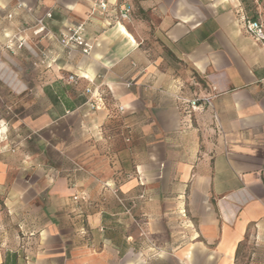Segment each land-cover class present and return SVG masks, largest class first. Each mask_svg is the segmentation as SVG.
<instances>
[{"label": "crops", "instance_id": "obj_1", "mask_svg": "<svg viewBox=\"0 0 264 264\" xmlns=\"http://www.w3.org/2000/svg\"><path fill=\"white\" fill-rule=\"evenodd\" d=\"M107 1L130 4L129 17L94 0H0L4 40H24L18 112L0 88V264H235L264 225V41L241 19L264 27V13ZM30 15L54 34L83 23L89 53L33 35ZM87 87L104 106L90 107ZM208 95L201 111L179 108Z\"/></svg>", "mask_w": 264, "mask_h": 264}, {"label": "built area", "instance_id": "obj_2", "mask_svg": "<svg viewBox=\"0 0 264 264\" xmlns=\"http://www.w3.org/2000/svg\"><path fill=\"white\" fill-rule=\"evenodd\" d=\"M94 8L98 9L100 14L106 15L107 17L120 20L126 19L129 17L131 12V5L130 4H120L116 8H111L108 4L107 0H94ZM242 21L244 22L245 29L249 32L252 36H254L259 41H264V27L260 20L249 18L246 16H242ZM36 28L34 30L35 34H41L44 32L45 35L51 36L55 39L63 48L69 50L77 49L82 54H88L90 48L85 44L84 39V25L83 23H76L66 26V28L57 34L52 33L47 26L44 24L42 19L36 18ZM22 45V43H20ZM68 83L77 84L79 80V76L70 73L66 78ZM191 84H195V80L192 79ZM127 87L132 85L131 81H127L125 83ZM85 92L89 94L88 102L91 108L99 109L100 107L104 106V94L102 92H96L92 90L90 87L85 88ZM212 98L213 95L203 96L201 98L194 97V98H185L180 97L179 100V108L184 110V112H191V111H201L206 105H212ZM119 110H122L120 108ZM73 201L76 203V208L78 211V221L80 224L79 232L81 234L86 233L85 224H84V214L83 208L89 204V199L85 193H76L72 196Z\"/></svg>", "mask_w": 264, "mask_h": 264}, {"label": "rangeland", "instance_id": "obj_3", "mask_svg": "<svg viewBox=\"0 0 264 264\" xmlns=\"http://www.w3.org/2000/svg\"><path fill=\"white\" fill-rule=\"evenodd\" d=\"M220 2L221 5L227 4L226 7L229 6V8L231 7L234 10H249L251 15L258 18L264 13V0H235L234 3H231L230 0H226ZM238 3L239 5H237ZM29 18L30 20L28 24L31 28V33L36 36L37 34L34 33L37 25L36 18L31 15ZM9 21H11L9 16L0 11V88L4 89L9 100L13 101V107L9 110L13 113L18 112L20 109L19 98L22 93L20 87L21 78L19 75L21 65L18 61L20 55L19 52L13 51V48L15 44L21 46L20 43L23 44L24 40L15 34H12L4 40L3 24ZM28 52L31 55L33 54L30 51ZM14 58H18L17 61ZM2 72H4V74ZM8 73L14 76L16 86L10 84L4 79L3 75ZM59 163L61 167H65L67 162L63 159L61 161L59 160ZM83 212L85 213L84 208ZM11 225L12 227H16V224L14 223H11ZM235 264H264V225L251 228L247 231L244 239L238 245V250L235 255Z\"/></svg>", "mask_w": 264, "mask_h": 264}]
</instances>
